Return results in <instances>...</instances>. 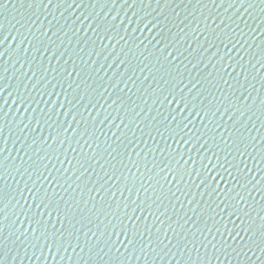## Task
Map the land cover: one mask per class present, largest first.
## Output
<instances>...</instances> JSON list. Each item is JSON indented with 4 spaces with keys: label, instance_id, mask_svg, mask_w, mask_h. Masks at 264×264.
I'll return each mask as SVG.
<instances>
[{
    "label": "water",
    "instance_id": "obj_1",
    "mask_svg": "<svg viewBox=\"0 0 264 264\" xmlns=\"http://www.w3.org/2000/svg\"><path fill=\"white\" fill-rule=\"evenodd\" d=\"M0 264H264V0H0Z\"/></svg>",
    "mask_w": 264,
    "mask_h": 264
}]
</instances>
